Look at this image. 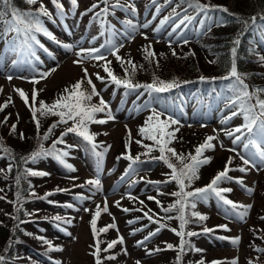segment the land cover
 <instances>
[{"label": "rangeland", "instance_id": "1", "mask_svg": "<svg viewBox=\"0 0 264 264\" xmlns=\"http://www.w3.org/2000/svg\"><path fill=\"white\" fill-rule=\"evenodd\" d=\"M48 1L51 2L50 0H39V3L48 5ZM116 1L127 2V0ZM128 1V5L133 6L135 11H128L124 7L114 8L113 10L121 11L131 17L132 24L136 27L133 30L127 23L125 25H120L118 33L112 35L111 39L112 43L117 46L123 45V47H120L118 54L125 61L131 60L136 64L137 68L135 72L133 73L129 69V75L126 77L125 68L129 66L125 64L124 67H121L123 72L120 73L117 66L121 63L116 60L115 56L110 54L107 48L101 49L106 60L111 61L109 66L118 78H132L134 80L136 79L138 83H153L155 78L163 79L162 76H165L164 71L169 72L172 69V66L168 65H174L176 60L179 61L181 58L186 61L190 59L191 56L193 57V51L195 49L193 45H183L182 39L175 37V34L169 36L168 30L166 31L163 27H160L159 32L155 31V29L158 28V24L155 26L156 22L154 16L157 17L159 14L154 10H157L156 8L164 1L158 0V3L155 1L156 5L153 6L151 10L144 9L146 1L149 0ZM59 3L63 5V8L69 14L63 13L62 15L64 27L54 24L51 25V29H54L56 32L58 42L46 41L47 51L49 52L35 47L36 57L39 59L32 57L30 60L35 68H30L26 61L14 66L12 61L15 59V56L13 53L9 52L8 48L5 54L0 55V105L5 104L9 98H11V102L8 103L6 108L0 111V115H6L7 112L6 117H11L15 122L12 123V125H16L15 132L11 131L12 125L9 124L7 126L8 133L3 135L0 131V135L6 137L8 142H12L10 143L12 146L10 144L8 145V149L10 150L21 152L24 149L16 147L13 142L15 141L21 145L31 140L28 146H33L31 152L36 150L41 143L40 138L44 131V129L41 130V128L45 118L51 119L56 116L39 117L41 121L39 127L40 131L37 129V126H34L33 130L30 124L31 122L28 120L30 108L24 103L15 89H22L28 95L29 104H31V95L35 88L39 95L37 96V100L38 97L39 100L36 101V103L38 102V107L39 101L51 104L55 100V96L58 92L63 91L66 87H70L78 80L84 78V68H87L100 94L99 96H93L90 103L98 104L99 100L103 98L115 119L108 120L105 124L90 123L88 125L90 133L93 130V132L98 135L95 136L96 139L104 141L103 146L107 148L99 170L97 169L98 158L87 145H81L78 149H70L69 155L65 158L66 163L71 164L76 169L75 171H70L62 164L53 161V159L48 160L46 158V160L41 161V164L32 166L42 172L49 173L47 176H38L34 178L33 181L29 182V187L34 189V191L43 193L53 188H66V191L63 193L51 194L47 196L48 199L45 198L44 200H37L32 203L29 202L26 205L27 213H36L38 210L41 211V214H51V212H49L51 210L66 212V214H55V216L64 217L66 220L45 221L41 224L43 227L40 226L42 230H39V228L36 229L35 226L29 224H25L24 226L29 234L36 233L38 236L44 235L48 238L47 241L51 242V246L52 244L55 245L52 247L61 249L53 251L52 256L57 259L56 262L45 260V263L42 264H96L94 256L92 255L96 241L91 230L90 221L97 205L102 209L105 201L108 205V212L102 211L100 217L97 218V227L100 226V228H103L109 224L115 223L116 227L109 228L106 233L109 234L112 240H118L120 237H123V243H117L116 245L117 253L115 255L114 264H137V262H139V264H198L201 260H206L208 264H212L213 261L221 262V264H231L234 259L237 260L238 264H249L250 261H260V263H264V257L262 259L259 256V251L257 250L259 248L251 247L248 242L249 238L252 236L251 233L253 229L258 232H264V163H261L257 159L254 164L248 166L243 165L240 155L249 158L248 150H245L243 147V140L234 145L232 143L234 137H229L225 134L226 131L235 127L237 123H244L242 116H236L231 120L228 119L229 114H225L223 110H218L219 112L213 115H208L207 110H205L204 114L206 115L200 118L196 115L197 110H195V104L194 107L188 109L190 111V116L187 119L181 118L176 110L173 112V115L176 117L174 119L181 122V124L175 126L176 128H181V130L184 129L181 133L182 136H190L199 142H204L208 136L217 137L216 140L212 141L215 145V149L206 150L204 156L211 157V163L213 164L218 161V165L215 170H209V165H211V163L202 166L198 173L199 179L194 180L188 189L194 190L196 187H205L211 176L219 168H222L223 164L220 165L219 160L223 163L227 157L228 159L231 157L233 163H237L239 167L243 165L248 170L246 172H240L239 169L236 170L237 174L242 176L241 180L243 181V185L233 181V185L231 184L232 191L226 196L237 204L251 205L252 207L249 209L247 217H245L244 220H240L237 216L232 214L229 206L218 201L213 195L209 196L207 200L197 201L195 209L200 214L208 217V222H215L219 217H222L223 224L221 225H227L228 228L227 230H220V232L223 233L216 234L217 236L207 234L202 236V238L192 239L193 242L196 243V247L191 246V244L190 247H185L183 254L179 251L176 252L174 257L175 262L173 263H169L167 260L173 256L174 249L169 251L163 248L167 247L168 244L173 246L174 244L180 245V237L171 229H161L157 235L150 237L146 241L145 238H142L143 232L155 227V224L145 225L149 220L144 216V213L148 212L155 220L158 219L161 214H166L161 208L167 207L172 203L170 201H164L169 196L165 194L161 196L160 194L161 190L170 189L173 185H154L146 190L143 187L144 182L135 187H129L126 183H129L133 177H137L140 174L162 178L165 175L161 173L168 169L167 165L162 162L139 163L129 173L127 180L123 181V184L115 182V179L119 173L125 172L124 169L129 161L125 160V155H131L133 157L139 156V158H142L150 154L142 144L136 143L137 140H143L144 144L152 143L151 141L149 142L141 138L139 134L140 126L144 124L147 119V112L145 111L149 110V108L141 109L137 112L136 107L135 111L130 113L128 107L126 108L119 105L118 97L112 95L114 83L109 86L112 82L102 67V65L106 63L105 60L96 61L93 59H84L82 64L74 63V61L83 58L77 55L80 49L98 48L101 44H105V37L100 33L102 24L91 22V26H86L89 17V15H87V8H89V5L93 4L92 0H77L76 6H73L72 2L68 0H59ZM165 3L166 2H164V4ZM100 5L101 4L97 7ZM108 8L109 10L111 9L109 5ZM163 11L165 12L166 9ZM104 15L105 14L100 15V17H104ZM144 24H148V27H142ZM65 44L72 45V48L70 50L66 49L63 47ZM148 45H151V50L156 53L155 58L151 60L145 59V53L143 51ZM196 46L201 47L198 43H196ZM173 51L175 55H173ZM53 69H55V71H52ZM45 71L51 73L46 79H41L40 83L35 85L30 82L34 76L39 79V73ZM96 74H99V76L104 79H97ZM8 76H12L10 81L7 79ZM83 89L86 91L91 90L86 81L83 84ZM41 95L43 98H41ZM148 113L151 115V111ZM166 117L165 115L162 119ZM95 118L97 120H107V112L96 113ZM56 121L57 119L51 122L50 125ZM32 122L36 125L33 119ZM71 126L72 121H69L67 124H60L57 126L53 132L55 131V133H58L57 137H60V133H63L66 128ZM24 130L28 132V135L25 134ZM129 132L131 133V142L126 148V141L129 140ZM21 133L23 134V139H21ZM236 135L240 134L237 133ZM27 139L28 141H26ZM63 139L67 142H77L79 143L78 145L81 144L77 136L66 135ZM2 140L3 139L0 137V145H2ZM52 141L51 134L46 144ZM183 143L179 145L180 148H185V144ZM221 145H223V147H221ZM171 147L176 151L179 150L176 144H173ZM105 148L99 147L98 151H103ZM233 148L236 150L235 152L229 151V149ZM151 153L155 154L159 153V151L154 148ZM181 153L185 155L188 153L194 154L193 146ZM10 162L8 157L3 156L0 158V170L6 172ZM173 162L175 163L174 159ZM4 164L6 165L5 168H3ZM155 170L158 173L151 174V172H148ZM97 178L101 182V189L99 191L86 183V181L90 179ZM7 182V178L0 174V192H3L7 188V191L11 192V186H8ZM71 185L75 187L71 188ZM175 187L177 188L176 185ZM175 187L173 186L171 189L176 190ZM248 188L252 189L250 193L246 191ZM142 193H148V195L154 193V195L161 197V201L157 204L156 200L145 199ZM129 195H131V197H129ZM49 199H51V201L69 202L73 207H66L68 204L64 205L59 202L51 205L46 202V200ZM141 201H143V203H141ZM117 202H119V206H117ZM10 204L11 203L4 198H0V212L3 210L1 207L7 208ZM85 208L89 209V211H85ZM123 209H128L129 211L125 212ZM132 214L138 215V217H134ZM166 215H175V212L173 211ZM69 220L71 223L65 222ZM130 221H132V223H129ZM50 222H54L55 225ZM57 226H63L66 233L60 232ZM68 233L71 235H68ZM221 237L224 239H221ZM225 237L231 239L239 237V244L233 245V243L229 242ZM185 240L189 245L191 242L190 239L187 240L185 236ZM138 241H143L144 243L138 244ZM155 248H163L164 250L155 251ZM195 249H200L201 251L198 252ZM178 253L179 256H181L179 261L177 260ZM193 253L197 255H193Z\"/></svg>", "mask_w": 264, "mask_h": 264}, {"label": "snow or ice", "instance_id": "2", "mask_svg": "<svg viewBox=\"0 0 264 264\" xmlns=\"http://www.w3.org/2000/svg\"><path fill=\"white\" fill-rule=\"evenodd\" d=\"M55 4L56 8L60 11V14L63 15V5L59 3V0H52ZM73 6H76L77 0H71ZM155 3V0H153ZM28 5H36L38 0H26ZM166 3L171 4L172 0H166ZM181 3H187L188 8H191L195 11L197 16L200 13L207 14L209 8L211 6L204 5L200 3V0H181ZM105 4H107V0H105ZM179 7V5H177ZM96 7V5H93ZM113 8L122 7L119 2L114 5H111ZM159 8H157V12H159ZM224 12H227L228 9H222ZM132 11H135V8H132ZM109 8L105 7L101 10L100 13H97V16L102 14H108ZM185 13H187V9H185ZM180 14L173 9V12L169 16H165L160 21V27H163L165 24L173 21L174 17L179 16ZM48 18L52 20V14L48 11L47 7L40 3L39 7L35 10L24 11L14 6L13 0H0V25H3V30L0 32V39L4 40L5 44L8 46V50L10 53H13L17 56V59L12 61V64L15 66L18 63L25 62L24 58L31 56L36 57V53L34 51V45H39L41 48L44 46L40 43L37 38V33L42 34L49 39L56 41V37L53 35L51 31L45 26V22L42 18ZM196 17L185 14L182 18L179 19L178 22H174V27L172 31L168 33L171 36L173 33L177 32L178 29L181 28L182 25L185 27L187 24L191 23L195 20ZM264 19V17H262ZM252 24L254 25L256 22V17H252ZM54 22V21H53ZM126 23L135 29V25L132 24V21H126ZM247 25V21L244 22ZM103 24V22H102ZM200 24L203 26L204 21L201 20ZM142 27L147 28L148 24L142 25ZM160 27L156 28L155 31L159 32ZM210 30V29H209ZM264 30V29H262ZM11 34V39H8ZM103 35V33H101ZM127 35V34H126ZM134 38V37H133ZM147 38V37H145ZM95 39V38H94ZM187 43V41H185ZM240 44V40L236 39L234 41V45L238 46ZM66 49H71L72 45L65 44L63 45ZM120 47L123 45L117 46L112 43L111 40L105 42V44H101L100 47L89 48V49H80L77 53L78 56H82V59H78L74 61L76 64H82L84 59H93L96 61L105 60L106 63L102 65L104 72L107 74L110 81L117 86H122L126 90H136L143 88L150 95L152 93H164L172 90L173 88L178 87L176 81L167 82L164 80H160L159 78H155L153 83L150 84H136L130 78L121 79L118 78L110 68L111 61H107L105 55L101 52V49L107 48L111 55L115 56L116 60L121 63L122 66L127 64L129 67L125 68L126 77L129 75V69L131 72H135L137 66L133 61L128 60L125 61L118 53ZM145 53V59H154L156 53L151 50V45H148L143 49ZM233 60L231 63V68L227 76L223 77L225 80H231L232 83L228 86L229 90L233 93V96L228 100L229 107H235L236 110L232 111L231 116L228 119L236 116H243L244 123L236 127L232 130L226 131V135L229 137H234L232 143L235 145L238 142L243 140V147L245 150H248V157L245 158L244 155H240V159L242 160L243 165L248 166L250 164H254L256 159L258 158L261 163H264V99L261 98V94H264V89H254L252 91L249 90V85L245 83L246 74L240 73L237 70L236 64V53L237 48L234 46L231 49ZM173 55L175 52L173 51ZM36 59H39L36 57ZM261 62H264V56L260 58ZM215 61H212L214 63ZM52 71H55L53 69ZM84 78L78 80L75 84L70 87H66L63 90V93L53 101L51 104H47L44 101H39V107L36 106L38 91L34 88L31 101L29 104V97L22 89H15L21 99L24 101L26 105L29 106L30 111L32 113V118L36 123L37 129L40 127V118L39 117H48V116H56L59 119L53 123L48 131L40 138L41 143L38 145L37 149L34 150L29 156L22 157L25 163L29 161L35 163L37 160L46 157H53L58 160L65 168L70 171H75L76 169L71 165L66 163L65 157L69 155L67 150L58 149V144H64L65 141L63 139L69 133H73L83 139L89 146L92 153L98 158L97 169L99 170L103 156L107 151L105 148L103 151H98L100 145L95 142V135L90 133L88 125L90 123L97 124H105L108 120H113L115 117L112 116L111 111L108 109V105L106 101L101 98L98 104H91L93 96H99V92L96 89L95 84L93 83L87 68L83 69ZM51 73L50 72H41L39 73V79L35 76L30 81L31 83L38 84L41 79H46ZM97 79L103 80V77H100L99 74H96ZM7 79L10 81L12 76H8ZM203 80L204 78L201 77ZM90 86V91H86L83 89L84 82ZM142 94V93H141ZM254 101V102H253ZM11 102V98L3 104L0 105V111L8 106V103ZM107 112V120L95 118L96 113ZM39 114V116H38ZM165 113L163 111H157L156 109L151 110V115L148 116L143 126L139 128V134L143 139L151 141V144H144L143 140H137L136 143L142 144V146L147 150L148 153L155 148L159 151L160 155L158 157H154L153 159H158L163 161L167 167L170 169L169 172V181H164L163 183L175 182L178 190L170 193L173 197H175V201L170 204L168 207H162L161 210L164 213H171L175 211L177 213L176 216H167L166 219H177L179 220V231L176 229H172V231L180 237V245L179 252L183 254L185 247L189 246L188 242L185 240V236H195L197 233L195 232H185V226L190 222L189 215L193 218H198L199 221H204L207 219L206 216L200 214L199 212L194 211L196 208L197 200H207L210 195H214L218 198L224 205L229 206L232 214L237 216L240 220H244L248 215L249 209L252 207L251 205H240L232 201L231 199L226 198L225 193H230L232 191L231 188H221L219 185L224 180H231L232 177L229 176V172L231 169L229 168V164L231 163L232 158H229L228 164L225 165L224 169L218 172L211 182L203 188H196L194 190L188 191L186 190L194 180L199 179V169L211 163V157L204 156L206 150H214L215 145L212 141L216 140L217 137L208 136L205 141L198 145L193 153H188L187 155L183 153H178L174 148L170 147V144L173 140L176 139V133L179 131V128H173V125H179L180 121L172 118L171 116H167L163 118ZM7 120V117L5 118ZM69 121H72V126L66 128V130L61 133L60 137L53 141L51 147L45 148L43 145V141L49 139L53 130L59 126L60 124H67ZM11 131H16V125L11 126ZM239 133L240 135H236ZM21 139H23V134L21 133ZM131 142V133L129 132V140L126 141V148L128 144ZM68 148L73 147L72 145H68ZM111 147V146H108ZM223 147V145H221ZM0 151L4 153H8L11 155V150L3 145H0ZM229 151L235 152L236 150L229 149ZM124 158L131 161L129 165V170H133V165H135L139 161V156L132 157L131 155H126ZM175 160V163L173 162ZM11 167H9V171ZM248 169L246 167L239 168L240 172H246ZM3 171V170H0ZM26 175L30 176H47L49 173L42 171H34L31 169L25 170ZM128 175V172L125 173ZM75 179V178H73ZM122 180L124 177L121 178ZM16 183L19 185L20 177L17 176ZM88 185H91L96 188L97 191L101 189V182L97 179H90L86 181ZM135 183V182H133ZM151 183H162V182H151ZM237 183L243 185L242 180H237ZM249 193L252 191L251 188L246 189ZM32 195H35L32 193ZM51 193H47L45 197H41V199H45ZM2 198V197H0ZM17 199H20V194L17 193ZM150 200L155 199L154 197H149ZM159 204V201H156ZM143 203V201H141ZM117 206H119V202H117ZM66 207H73V205L68 204ZM19 210V209H18ZM85 211H89V209L85 208ZM189 210H193L190 211ZM108 212V205L105 201L104 207L101 209L99 205L92 216L90 221L91 230L93 236H97L98 233L107 232L109 228H115V223L109 224L103 228L97 229V218L100 217L101 212ZM123 211L127 212L128 209H123ZM144 216L147 217L149 221L153 223L159 224V227L154 232H150L149 236L145 237V240H148L150 237L157 235V233L162 229L167 227L166 224L161 223L160 220H154L152 215H149L148 212L144 213ZM56 221H62L63 218L60 216H55L53 218ZM164 219V218H161ZM67 223H71V221H65ZM129 223H132L130 221ZM219 227L227 230L226 225H221ZM205 232L212 231L211 229H204ZM68 235H71L68 233ZM43 239V237H41ZM221 239H224L221 237ZM240 241L239 237L233 238V245H238ZM46 244H49L51 247V242L45 240ZM117 243H123V237H120L118 240H113L108 243L107 248L103 249V251H107L115 247ZM143 241H138V244H143ZM174 246L171 244L167 245L168 249H172ZM61 250V249H57ZM196 251H201L200 249H195ZM258 251L264 252V249H257ZM102 249L100 248V242L97 240L95 245V251L92 255L95 257L96 264H102L100 253ZM155 251H160V249H156ZM108 259H114V257H108ZM181 256L178 255L177 260L179 261ZM4 260L3 256H0V264H2ZM139 264V262H137ZM199 264H204V261H199ZM213 264H221V262L213 261ZM231 264H238L237 260H233Z\"/></svg>", "mask_w": 264, "mask_h": 264}, {"label": "trees", "instance_id": "3", "mask_svg": "<svg viewBox=\"0 0 264 264\" xmlns=\"http://www.w3.org/2000/svg\"><path fill=\"white\" fill-rule=\"evenodd\" d=\"M155 1H157L158 3V0H155ZM162 1L166 2V0H162ZM152 2L153 0L146 1L145 7L149 9L153 8V6L156 5V2L155 3L154 2L152 3ZM164 2L160 4L158 7L159 9L161 8V11L159 12V15H158V19L156 22L157 24H160V21L165 16H169L173 12L174 8L180 14L179 16L174 17L173 21H170L169 23L165 24V27H169V32L172 31V28L174 27V22H178L179 19L182 18L183 15L189 14V15L196 17V19L193 20L191 23L187 24L186 27L182 25L181 28L178 29L175 34V37L179 36L182 39L183 45H193L194 46L193 47L195 48L193 51L194 54H193V57L191 56L190 59H187L186 61L181 58L179 59V61L176 60V63L174 65L173 64L168 65V66H172V69L171 70L169 69L171 72L164 71L165 76H162L163 79H160V80H164L167 82L176 81L177 84L179 85L178 87L173 88L172 90L168 92L152 93L151 95L143 88L136 89V90H130L129 94L130 96L133 97V99H137V101L140 103L152 102L153 104L156 105V107H158V110L163 111L164 113L167 112L165 113L166 116L173 117L170 114L169 110H171L174 107L173 104H175V101H176V100L174 101V96L176 98V95H180V96L184 95L183 92H186V93L189 91L195 92L196 90L200 89L202 90L200 94H202L203 96L209 94L208 96L209 98H208L207 103L203 104L201 102L200 104H198V108L203 110V108L207 107V109L209 110H214L215 103L213 102H214L215 96L213 98V90L216 91V90L222 89L223 92H228L230 96H233L232 95L233 93L229 90V87H228L232 83V81L225 80L223 79V77L227 76L230 71L231 63L233 60L231 49L234 46L237 48V53L235 57L236 64H237V70L240 73L246 74L245 83L249 85V90L252 91L254 89H264V62H261L259 59L261 56H264V30H262L264 29V19H262V17H264V0H200L201 4L209 5L211 7L209 8L207 14L200 13L198 16L193 9L188 8L187 3H181V0H172L171 4H168V3L164 4ZM13 4L15 7L21 10L28 11V10H35L37 7H39L40 3L38 1L36 5H28L26 3V0H13ZM177 5H179V7ZM132 8L133 6H130V11H132ZM224 8H227L228 11L224 12L222 10ZM47 9L52 14V20H49L46 17L42 19L45 22V26L48 28L53 23L57 24L58 21L55 16L56 11H57L55 4L51 8L47 7ZM165 9L166 11L164 12L163 10ZM185 9H187V13H185ZM252 17H256V22L254 25L252 24V20H251ZM201 20L204 21L203 26L200 24ZM245 21L248 22L247 25H245L244 23ZM2 30H3V25H0V32H2ZM236 39L240 40V44L238 46L234 45V41ZM185 41H187V43H185ZM196 43L201 45V47L196 46ZM212 61H215V62L212 63ZM117 67H118V71L122 73L123 71L121 70V67H124V66L120 64ZM201 77H203L204 79L202 80ZM131 80L133 81V83H136V84H150L149 82L138 83L136 82V79L134 80L132 78ZM120 88L123 89L122 86H120ZM223 92L220 91L219 95L226 96V94ZM62 93L63 91L58 92L57 95L55 96V99H57ZM41 98H43L42 95H41ZM261 98L264 99V94H261ZM38 100H39V97H38ZM176 104H177V107L182 112V108H181L182 104H180V102L178 101L176 102ZM37 107H38V104H37ZM225 108L226 107H224V109ZM225 110H227V108ZM6 115H7V112H6ZM6 115L4 114L0 115V131L3 133V135L8 133L7 126L9 124L12 125V123H15L14 120H12L11 117L8 118V116H7V120H5ZM149 115L150 114H147V118ZM32 119H33L32 113L30 111L28 120L29 122H31L30 124L34 130V126L36 125L32 122ZM55 119L58 120L59 118L58 117H55V118L53 117L51 119L45 118L43 126L41 128V130L44 129L42 136L48 131L49 127L51 126L50 125L51 122H53ZM143 125L144 124H142L141 126ZM172 127L176 128L175 125H173ZM183 130L184 129L181 130V128L179 129V131L176 133V139L173 140L174 143L170 144V147L173 144H176L179 147L180 144L185 142L183 143L185 144V148L179 147V150L177 152H180V151L183 152L184 150H186L187 148L191 146H193V149L195 150V148L198 145L203 143V141H200V142L198 140L196 141L194 138L190 136L189 137H187V135L182 136L181 133ZM27 133L28 132L25 131V134ZM91 133L94 134L95 136H98L97 134L93 132V130L91 131ZM57 134L58 133H55V131L52 133L53 141L58 138ZM72 134L73 133H69L67 135L77 136L75 134L73 135ZM0 137L3 139L2 145L8 148V145L12 142L10 141L8 142L6 137H3L2 135H0ZM77 137H78V140L83 141L81 137L79 136ZM26 141H28V139ZM31 141L25 144H21V145L15 141L13 142V144L16 147L24 149L21 152L11 150V155H9L8 153H4L0 151V158L5 156V157H8L9 160L11 161L9 163V166L11 167L10 171H9V166L6 172L0 171V174L4 175L7 178L8 180L7 185L11 186L10 187L11 192L7 191L8 188L4 190L3 192H0L1 197L11 203L10 205H8L7 208L1 207L3 210H1L0 212V256L4 257L2 264H42V263H45V260H48L49 258H51L50 256H52L53 251L57 250L56 248L52 247L55 245L52 244V246L49 247V244H46L44 242L45 240L48 239L47 237H43V239H41L42 236L39 235L40 236V239H39V236L36 233L29 234V232L26 231L24 226L25 224H29L31 226H35V227L37 226L36 229H38L40 228V226H42L41 225L43 224L42 222L53 220V218L55 217V214H60V213L66 214V212H63V211H54V210L49 211L51 212V214H41L40 210H38L36 213L34 212L27 213L26 211L27 209L26 205L29 202L32 203L37 200H44V199H41V197H45L46 192H51L52 189L46 190L43 193H38L34 191V189H31L29 187V182L33 181V179L38 176L26 175L25 170L31 169L34 171H40L32 166L38 165L41 163V161L46 160V159L56 160L55 158L49 156V157H46V159L41 158L37 160L35 163L31 161H29L28 163H25L22 157H27L32 153L31 149H33V146H28V144H30ZM47 141L48 140L43 141V145L46 144ZM53 141L50 142L49 144L44 145V147L45 148L51 147ZM64 141L67 142L66 140ZM57 148L64 150L66 146L63 144H58ZM159 155L160 153H155V154L150 153L149 155L145 157L139 158V161L140 163H152V162L153 163H156V162L164 163L161 160L153 159L154 157H158ZM125 160H128V159H125ZM228 161H229L228 157L224 160L223 163L221 160H219V164L220 165L223 164V166L222 168H219L211 176L210 180H212L213 177L218 172L224 169L225 165L228 164ZM217 162H215V164L211 163V165H209V170H215L218 165ZM130 164L131 162L128 161L126 168L129 167ZM237 165H238L237 163H233L232 161L228 165L229 168L231 169V171L229 172V176L232 177V179L222 181L219 185L221 188H231L232 189L233 180L241 179V175L236 174V173L234 174V172H236L235 168H237ZM5 166L6 165L4 164L3 168H5ZM148 172H151V174L158 173L156 170L148 171ZM169 172H170V169L168 168L166 169L165 172L161 173L165 175L162 178H159V177L156 178L155 176L153 177L149 175L144 176L140 174L141 176L140 175L137 176L135 180L131 182L132 184L130 185L134 186L136 183L142 181L144 182L143 187L146 190L153 187L154 185L160 186V184L173 185L175 187L176 185L175 182L163 183L164 181L170 180ZM17 176L20 177L19 185H17L16 183ZM126 176L127 175H125V177ZM210 180L208 183H206V185H208L211 182ZM157 181L162 182V183H159V184L151 183V182H157ZM173 186L170 187V189H165L163 191L161 190V194H160L161 196L162 194L169 196L164 201H167V202L170 201L171 203L175 201L176 198L170 195V193L177 191L178 189L175 187L176 190L174 189L172 190L171 188H173ZM188 191H191V189H188ZM57 192H53L51 194L55 195ZM17 193L20 194L19 200L17 199ZM32 193H34L35 195H32ZM228 194L229 193H225V196L226 195L228 196ZM129 197H131V195H129ZM143 197L145 199H149V197H154L155 199H152V200L161 201V197L154 195V193L152 195L151 194L148 195V193H145ZM62 203H65V202H62ZM190 211H193V210H189V213ZM194 211L198 212L196 209H194ZM176 215L177 213L175 212V215H171V216H176ZM132 216L138 217V215H133V214ZM167 216L168 215L166 214H161V216L158 218L161 223H164L167 225V227L162 228V229L168 228L171 230L176 229L179 231L180 230L179 220L177 219L168 220L166 219ZM62 218L63 220H66L64 217ZM161 218H164V219H161ZM153 219L155 220V218ZM189 220L190 222L185 226L184 231L197 233V235L195 236H191V237L186 236L187 240L190 239L191 241L189 245L192 244L191 246L193 247L194 246L196 247V243L193 242L192 239H196L200 237L202 238V236H204L206 233L213 234L212 232L215 230L220 231L218 227L221 226V224H223L222 217H219V219H217V221L215 222L213 221L208 222V217L204 221H199L198 218H193L189 215ZM148 224H155L154 225L155 227L147 229V231L143 232L144 234L142 238L149 236L150 232L156 231V229L159 227V224L153 223L152 221H148L147 223H145V225H148ZM99 225H100V219H99ZM99 228L100 226L97 227V229ZM205 228L211 229L212 231L205 232L204 231ZM251 234L252 236L248 240L251 247L253 248L258 247L259 249H264V232H258L257 230L255 231V229H253V232ZM97 238L100 242V248L102 249L100 253L102 264H114L115 255L117 253V249H116L117 244L115 245V247L108 249L107 251H103V249L107 248V245L109 242L113 240H117V239H113V240L110 239L109 234H107L106 232L98 233ZM163 248L168 249L167 247H163ZM163 248H159V249L164 250ZM172 249H174V252H173L174 254L171 258H168L169 261L167 260V262L169 263L175 262L174 260L175 253L179 251L178 244L177 245L174 244V247ZM172 249H168V250L170 251ZM94 251H95V247H94ZM193 255H197V254L193 253ZM259 256L263 259L264 252L259 251ZM108 257H114V259H108ZM173 264H176V263H173ZM204 264H208L206 260L204 261ZM249 264H264V263H260V261H252V262L250 261Z\"/></svg>", "mask_w": 264, "mask_h": 264}, {"label": "bare ground", "instance_id": "4", "mask_svg": "<svg viewBox=\"0 0 264 264\" xmlns=\"http://www.w3.org/2000/svg\"><path fill=\"white\" fill-rule=\"evenodd\" d=\"M202 90H196V92H198V93H200ZM191 92H193V91H189V92H187V93H191ZM165 113H167V112H165ZM127 178H128V176H126V177H124V179L122 180V182L123 181H125V180H127ZM135 178L136 177H133L130 181H129V183H126V185L128 186L129 185V187H135L136 185H139V184H142V181H140V182H138V183H136L134 186H131L130 184H132L131 182L133 181V180H135Z\"/></svg>", "mask_w": 264, "mask_h": 264}]
</instances>
